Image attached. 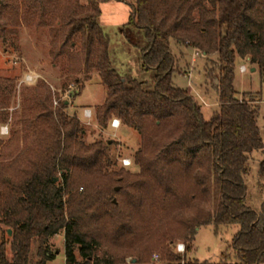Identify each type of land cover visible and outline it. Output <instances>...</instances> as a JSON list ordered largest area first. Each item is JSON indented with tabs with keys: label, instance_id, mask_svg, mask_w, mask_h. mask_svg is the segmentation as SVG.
I'll return each mask as SVG.
<instances>
[{
	"label": "trees",
	"instance_id": "trees-1",
	"mask_svg": "<svg viewBox=\"0 0 264 264\" xmlns=\"http://www.w3.org/2000/svg\"><path fill=\"white\" fill-rule=\"evenodd\" d=\"M107 1L68 0L52 55L66 56L70 73L81 57L83 81L92 74L101 80L107 96L96 124L106 131L118 119L137 132L136 170L115 162L114 142L84 141L80 120L66 113L69 100L54 108L50 94H34L25 121L32 142L25 130L0 138V264H51L57 255L49 242L59 234L65 264H150L154 254L155 264H264V202L259 214L245 204L249 156L264 151L258 96L238 97L234 88L239 60L264 83V0H136L121 32L137 50V78L111 61L99 22ZM60 4L51 0L55 10ZM1 15L3 26L18 24ZM10 33L0 30L4 38ZM171 42L204 55L205 76L218 93L219 110L209 121L192 94L174 86L179 60ZM14 90L15 81L0 78V125L9 121ZM205 226H239L219 263L189 258ZM178 242L184 256L175 252Z\"/></svg>",
	"mask_w": 264,
	"mask_h": 264
},
{
	"label": "rangeland",
	"instance_id": "rangeland-1",
	"mask_svg": "<svg viewBox=\"0 0 264 264\" xmlns=\"http://www.w3.org/2000/svg\"><path fill=\"white\" fill-rule=\"evenodd\" d=\"M60 1L59 11L51 5V0H0V30L5 28V31H12L6 36L7 38L0 35V78L15 81V90L11 96L8 111L9 121L5 125H0V127H7L8 135L0 133V138L8 140L11 133L16 130H25L30 136L28 139V144H30L33 140V133L25 129V121L29 118V110L36 103L34 96H39V99H42L45 95L50 94L54 108L59 102L69 100L70 104L66 113L78 117L85 129L84 141L87 144L100 140L114 142L111 154L114 156L115 162L123 167L120 160L129 159L131 161L134 153L140 148L139 135L136 131L122 126L117 131L111 128L106 131L99 129L96 124L95 111L107 96L105 86L96 74L91 75L90 81L86 83L83 81L81 57L75 59V73H70V63L66 56L54 58L52 55V52H57L54 50L57 42L54 43L53 39L56 34H62V21L59 14L66 8L68 0ZM135 1L102 2L100 4L102 15L99 22L110 38V55L114 67L121 74L129 73L137 78L139 76V65L136 61L137 50L128 44L121 32V27L128 22L130 5H134ZM81 4H84V0H81ZM4 6L14 7V9L10 12H8L9 10L3 12ZM4 13L9 17H16L18 24L9 22L7 27L3 26L1 14L4 15ZM171 43L172 51L179 60V73L173 75L174 86L181 90H188L202 109L205 121H209L219 110L218 93L213 89L211 80L205 76L206 60L202 58L204 55L197 51L198 55L196 56V50L179 49L175 43ZM73 47L74 50L70 49V52H73L74 55L78 54L79 46L73 45ZM180 53L182 56L179 55ZM241 65L246 66L247 71L244 74L239 72ZM250 69L246 62L240 60L237 62L234 88L238 97H242L244 94L258 96L255 104L258 108L257 125L262 141H264V83H262L259 74L255 71L251 72ZM27 77L33 78V81L27 82ZM74 80H79V85ZM82 84L84 85L82 92L77 98H74L72 94ZM24 110L26 111L25 116ZM84 110L92 112L91 119L84 118ZM249 158L248 176L245 177L247 192L245 204L249 209L259 214L260 207L264 202V178L259 175L260 165L264 161V151H254ZM128 169L133 172L136 170L133 166ZM0 229L2 232L5 227L2 225ZM238 229L239 226H220L218 230L213 226H205L197 230L193 243L194 250L189 258L201 263L204 261L219 263L221 254L228 250ZM49 246L57 255L51 264H65L63 234L54 236L50 240ZM7 248L8 259H11V249ZM34 249L36 248L34 247ZM157 261L152 262L151 259L150 264L158 263ZM130 263L133 264L131 259H127L126 264Z\"/></svg>",
	"mask_w": 264,
	"mask_h": 264
},
{
	"label": "built area",
	"instance_id": "built-area-1",
	"mask_svg": "<svg viewBox=\"0 0 264 264\" xmlns=\"http://www.w3.org/2000/svg\"><path fill=\"white\" fill-rule=\"evenodd\" d=\"M195 55L196 56L198 55L197 51H196ZM246 71L247 70L244 66L239 68V72L241 74L246 73ZM32 79L33 78H31V77L26 78L27 82H32L33 81ZM83 113H84L85 119L89 120L92 118V112H90V110H84ZM120 127H121V123L118 119H114L110 123V128L113 129L114 131H117L118 129H120ZM0 133H1V135H8L7 127L6 126L0 127ZM120 162L122 163V166L124 168H130L132 166V162L129 159H121ZM175 252L177 254H179L180 256H184L186 253L185 245L182 243H177V245L175 247ZM157 260H158V255L154 254V256L152 258V262H155ZM130 264H132V263H130Z\"/></svg>",
	"mask_w": 264,
	"mask_h": 264
},
{
	"label": "water",
	"instance_id": "water-1",
	"mask_svg": "<svg viewBox=\"0 0 264 264\" xmlns=\"http://www.w3.org/2000/svg\"><path fill=\"white\" fill-rule=\"evenodd\" d=\"M251 72H254L255 71V69L254 68H252L251 70H250ZM9 232V234H11V232L10 231H8ZM133 262V264L134 263H136L135 261H132Z\"/></svg>",
	"mask_w": 264,
	"mask_h": 264
},
{
	"label": "crops",
	"instance_id": "crops-1",
	"mask_svg": "<svg viewBox=\"0 0 264 264\" xmlns=\"http://www.w3.org/2000/svg\"><path fill=\"white\" fill-rule=\"evenodd\" d=\"M243 66L246 68V66H245V65H241L240 67H243ZM240 67H239V68H240ZM246 70H247V69H246ZM250 70H251V69H250Z\"/></svg>",
	"mask_w": 264,
	"mask_h": 264
}]
</instances>
